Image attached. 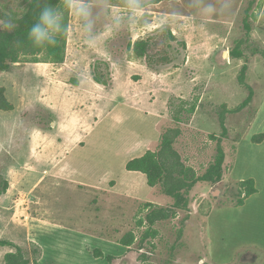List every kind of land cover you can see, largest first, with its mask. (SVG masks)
<instances>
[{"label": "rangeland", "instance_id": "rangeland-1", "mask_svg": "<svg viewBox=\"0 0 264 264\" xmlns=\"http://www.w3.org/2000/svg\"><path fill=\"white\" fill-rule=\"evenodd\" d=\"M251 1L252 32L242 46L245 58L232 59L230 52L236 42L247 38L242 20L244 9ZM28 2L0 0V10L21 12ZM91 2L93 31L105 34L103 40L97 41L96 51L83 43L82 21L68 13L70 32L64 63H21V68L12 67L6 74L0 73V87L5 81L10 85H18V82L20 89L25 87L27 98V103L19 104L17 111H0V145L7 146L12 140L14 143L11 141L8 145H13L14 165L21 166L20 169L25 167L20 191L0 200V239L22 246L27 257L38 258L41 249L30 243L24 227L40 219L67 229L85 230L89 237H102L108 245L87 248L93 259L102 264H213L209 259L212 243L218 247L215 260L219 264H259L264 259L263 251L249 245L254 240L264 241V197H254L245 207H237L232 187L239 179L258 176L264 191L261 177L264 154L250 141V136L264 131V0H213L216 4L213 15L197 13L189 0H142L144 13L131 19L125 8L126 0ZM113 13L123 17L122 26L114 35L105 32L106 26L113 23ZM0 24H3L1 16ZM164 29L171 31L179 42H169L158 51L157 59L166 55L169 62L149 67L145 59L135 57L131 46L140 39L160 36ZM181 42L186 43V48ZM254 49L263 53L253 54ZM245 63L248 65L246 81L254 89V98L242 112L226 114L228 137L222 142L226 154L222 181L197 183L188 196V211H180L174 219L157 223L156 236L146 239L141 247L139 242L148 229L145 223L139 225L146 215L145 205L167 206L173 200L162 195L160 187L145 197L137 195L140 199L113 193L117 179L108 177L109 173L105 172L121 177L123 158L120 166L118 161L127 153L125 144L130 140L131 145L136 132H142L140 128L146 130L140 118L143 112H148L156 117L151 116V121L146 119L145 124L151 122L156 126L152 137L158 143L166 129L178 127L181 130L175 148L192 174L202 175L216 155V142L209 136L222 132L220 113L236 108L248 96V91L237 81ZM95 67L103 78L109 79L108 86L93 81ZM48 81L60 85L51 92L59 106L54 116L40 104L35 105L37 90L42 98L47 96L43 91ZM9 95L10 102L15 104L17 99L13 92ZM196 100L195 114L185 112ZM129 106L143 112L136 111V116ZM176 116L181 123L174 121ZM81 121L82 126L95 124L94 132L86 140L82 155L70 156L69 162L81 169L90 182L108 177L106 186L101 185L100 190L77 187L59 169L55 174L42 177L40 185L33 189L31 185L51 164L53 149L34 163L32 156L36 149H31L32 129L50 134L64 154L66 138ZM122 129L125 141L119 133ZM5 156L0 149V172L11 162ZM32 164L36 171H32ZM75 174L70 175L77 177ZM0 178L4 179L1 175ZM124 183L119 191L129 188ZM224 187H227L224 194L212 195ZM129 232L134 233L137 241L124 248L120 240ZM70 236L57 234L51 245L66 248L72 240L78 241ZM224 244L225 251L221 249ZM95 250H100L103 256L95 257ZM10 251V247L0 246V264H5L4 256ZM108 255L115 258L112 263L107 261Z\"/></svg>", "mask_w": 264, "mask_h": 264}, {"label": "trees", "instance_id": "trees-1", "mask_svg": "<svg viewBox=\"0 0 264 264\" xmlns=\"http://www.w3.org/2000/svg\"><path fill=\"white\" fill-rule=\"evenodd\" d=\"M52 6L60 5L62 0H29L28 5L21 12H5L0 10V16L3 24L8 20L14 24V30L8 31L6 28L0 29V73L9 71L14 64L21 63H49L62 64L66 57L67 37L57 35V44L55 46L36 47L27 37V32L36 22L40 9L44 4ZM253 1L244 9V17L242 20L243 29L246 39L236 42V46L230 52L232 59H244L245 53L242 46L245 45L250 38L252 32V24L250 22ZM64 23H69V16L65 10ZM68 36V35H67ZM169 42H179L176 36L169 30H163L160 36H150L145 39L136 41L132 46V51L136 58L145 59L147 65L152 67L159 62H169V58L159 56L157 53L163 50L165 44ZM186 48V43L181 42ZM169 46V44H168ZM165 50V49H164ZM159 51V52H158ZM260 52L253 50V54ZM98 67L93 69V81L102 86L109 85V79L103 78L98 72ZM248 65L245 63L238 74V84L248 91L247 98L234 109H224L219 115V123L221 126V134H211L209 137L216 142V155L214 161L199 176H194L190 168L183 160L181 153L175 148L177 138L181 135V130L176 128L166 129L160 137L159 144L155 150H148L141 157L131 159L127 162L125 169L130 172H139L145 175L147 185L151 188L160 187L163 195L170 197L173 202L168 206H160L152 203L145 205L146 215L139 222L142 226L144 223L148 225V229L144 232L139 245L142 247L144 241L148 238L156 236L154 226L163 221L174 219L180 211H188L189 193L197 183L217 184L222 181L224 173V164L226 154L222 145L223 140L228 137V129L226 127V114L240 113L246 109L254 98V89L250 86L247 79ZM198 100L187 109L190 115L195 114ZM14 105L8 101L6 97V89L0 87V111H12ZM174 121L179 124L182 120L176 116ZM264 141V132L255 134L251 137V142L260 144ZM9 183L0 178V196L6 194ZM233 197H236L235 206L242 207L245 201L252 195L257 193L254 179H247L236 182L232 187ZM137 241V237L133 232H129L120 240V244L124 247H131ZM1 247H10L14 251L8 252L4 256L5 264H31V258L27 257L26 252L14 242L6 239H0ZM39 251V250H38ZM40 254V252H39ZM94 256L99 258L103 256L100 250L93 252ZM108 262L112 263L115 259L112 255L106 256ZM33 264H39L37 258H33Z\"/></svg>", "mask_w": 264, "mask_h": 264}, {"label": "crops", "instance_id": "crops-1", "mask_svg": "<svg viewBox=\"0 0 264 264\" xmlns=\"http://www.w3.org/2000/svg\"><path fill=\"white\" fill-rule=\"evenodd\" d=\"M51 65V64H50ZM49 64L45 65L50 69ZM12 67L16 68H21L20 64H14L11 66L10 70ZM7 73V72H6ZM5 72L1 73V75L6 74ZM0 75V76H1ZM9 81L3 82V86L6 89V97L8 101L10 102L11 98L9 93L12 91L15 99H17L16 103L12 104L14 105V110L11 112L19 110V104L21 103H27V98L25 95V87L20 89L19 88V83L17 82L18 85H10L8 83ZM6 84V85H5ZM97 84V83H96ZM99 85V84H97ZM60 85L56 86L54 83H50L49 81L47 82V87L44 89L43 92L47 94L46 97L42 98L39 94V90H37V93L35 92V100L37 99L38 102H36L37 105L40 104V107H44V111L48 112L50 115H55L54 112H56L59 108V106L56 105V100L51 96V92L53 88H57ZM40 97V99H38ZM35 102L33 101V104ZM130 107V106H129ZM133 112L138 113L143 112L137 108H132L130 107ZM9 112V111H8ZM146 115H141L140 118L141 120L144 121V127H146V130L144 131L143 128H140L142 130L141 133L136 132L134 135V139L131 143L129 144V141L126 142L125 148L127 149V153L124 157L121 156L118 164L120 166V162L122 161L123 158V164L121 165L120 171H121V177L116 176L115 173H111L110 171H106L105 173H109L107 176L108 177H114L117 179V184L115 185V191L113 193L120 194L126 197H131V198H137L140 199L139 197H142L140 194H143L144 197L145 195H149L151 191L154 188H151L147 185V180L144 174L139 173V172H130L125 169V166L128 161L131 159L141 157L144 155L148 150H155L158 146V140H156L153 135L155 136V132L157 130L156 126L152 125L151 122L149 124H145V120L149 119L150 121L152 120L150 117H156L154 116L155 114H149L148 112H143ZM136 116L138 115L137 113L135 114ZM76 116V115H75ZM95 124H97L98 119L95 120ZM147 122V121H146ZM83 121L77 123L75 125V128L72 130V132L69 134V136L66 138L65 141H68L66 145H64V148L66 149L64 151V154L58 149L57 144L51 137L49 136L50 134H45L40 131V129L33 130L30 132V137H31V149H36V152L33 154V162L34 160H40L42 157L49 154V150L53 149L52 152V157H51V164L46 167L45 171L39 174L38 179L31 185L33 186V189L37 188L40 185V179L43 177H47L49 174H55L56 170L62 169L61 173L64 177H67L66 179L75 185L77 187L79 186L80 188H85V187H90L93 189H101V185L106 186L108 183L107 181L109 180L108 177L105 178V176L100 177V180L97 182H90L87 177L85 178L84 172L77 168L74 164H71L69 162L70 156L73 155H82V152H84L86 148V140L89 138L90 135L93 134L94 126L87 125V126H82ZM57 126V123H56ZM82 127V128H81ZM132 128L130 127L129 130ZM87 131V132H84ZM264 132V131H263ZM261 132V133H263ZM119 133H122V140L124 139L125 141V132L122 129ZM250 136V141H251ZM12 140L9 141L8 144L11 143ZM64 141V143H65ZM13 142V141H12ZM14 143V142H13ZM12 143V144H13ZM19 143V142H18ZM252 143V142H251ZM7 146L5 144L0 145L1 151L5 152L8 161H11L8 164H5L6 167L4 168L3 171L0 172V175L4 177V179L9 183V188L6 192V194L0 196V200L2 201L3 199H6L9 197L12 193H15L17 191H20L22 188V180L24 178L25 172H24V165L21 168V166L17 167L14 164L16 163V159H12V156L14 155L13 152V145ZM254 144V143H253ZM128 145L129 148H128ZM258 145L263 151L262 153L264 154V141L260 144H254ZM39 146V147H37ZM42 146V149L40 148ZM236 148V146H235ZM62 154L61 156L59 154ZM49 158V157H48ZM226 161V160H225ZM35 163V162H34ZM32 166V171H36V166L34 164ZM225 167V164H224ZM264 170V168H263ZM233 171V170H232ZM230 171V173H232ZM58 172V171H57ZM77 173L75 175H78L77 177L71 176L74 173ZM36 173V172H34ZM38 174V173H37ZM67 174V175H66ZM71 174V175H70ZM224 175V174H223ZM261 177L264 179V175H261ZM128 180L123 182L121 181L122 179ZM233 179V178H232ZM249 179H254L255 181V186L257 188V193L249 197L246 201L245 204L241 207H245L250 200H252L254 197H264V191L262 186L259 184L261 181H259V177H254V178H249ZM243 181V179H239L237 182ZM128 185L129 188H127L124 191H119V186L122 184ZM15 188V189H14ZM157 188V187H155ZM262 188V189H261ZM262 190V191H261ZM139 197H138V196ZM163 195V194H162ZM153 204V203H152ZM160 205V204H156ZM168 206V205H167ZM25 232L28 234V239L31 241L30 243L37 245L41 249V253L38 255L39 257L37 258V261L39 264H102L100 261L93 259L91 254L87 251L88 247L94 248V247H101L103 248L104 246L108 245L102 237H89L87 231L82 230V229H77V230H72V229H67L66 227H63V225H58L57 223H54L50 220H40V219H34L33 222L29 225H25L24 227ZM57 234H71L70 237L78 239V241L72 240L66 248H61V247H55L51 244H54L53 240L56 239L55 236ZM68 238V236H66ZM69 237V238H70ZM27 239V238H26ZM71 239V238H70ZM29 243V246L31 245ZM91 243V245L89 244ZM16 244V243H15ZM17 245V244H16ZM20 246V245H18ZM251 247H256L257 249H261L264 254V241L257 242V240L252 241ZM22 249H24L22 246H20ZM226 244L222 246V250L225 251L223 248L226 249ZM125 248V247H124ZM127 248V247H126ZM218 247L216 244L212 243L211 246H209V259L210 261L213 262V264H219L218 260H215V252ZM11 251H14L11 249ZM10 251V252H11ZM40 252V250H39ZM69 255V256H68ZM203 261V260H202ZM201 261V262H202ZM207 260L205 259L204 262ZM100 262V263H99ZM203 262V263H204ZM31 264H33V259H31ZM259 264H264V259L261 260Z\"/></svg>", "mask_w": 264, "mask_h": 264}, {"label": "clouds", "instance_id": "clouds-1", "mask_svg": "<svg viewBox=\"0 0 264 264\" xmlns=\"http://www.w3.org/2000/svg\"><path fill=\"white\" fill-rule=\"evenodd\" d=\"M142 0H126L125 8L129 18H134L144 13L141 6ZM190 6L197 13L213 15L216 12V4L213 0H189ZM65 10L67 13L82 21L83 43L89 49H98L97 41L103 40L105 34L94 33L93 4L91 0H62V7L44 4L40 9L36 22L32 24L27 32V37L34 46L45 45L55 46L57 35L67 37L70 32V25L64 23ZM123 17L118 13H113V23L106 26L105 32L112 35L122 26ZM14 24L8 20L6 24H0V29L6 28L8 31L14 30Z\"/></svg>", "mask_w": 264, "mask_h": 264}, {"label": "water", "instance_id": "water-1", "mask_svg": "<svg viewBox=\"0 0 264 264\" xmlns=\"http://www.w3.org/2000/svg\"><path fill=\"white\" fill-rule=\"evenodd\" d=\"M227 187H225L222 191H214L212 192L213 196H219L220 194H224L226 191Z\"/></svg>", "mask_w": 264, "mask_h": 264}, {"label": "flooded vegetation", "instance_id": "flooded-vegetation-1", "mask_svg": "<svg viewBox=\"0 0 264 264\" xmlns=\"http://www.w3.org/2000/svg\"><path fill=\"white\" fill-rule=\"evenodd\" d=\"M224 188H225V187H224ZM224 188H223V189H224Z\"/></svg>", "mask_w": 264, "mask_h": 264}]
</instances>
